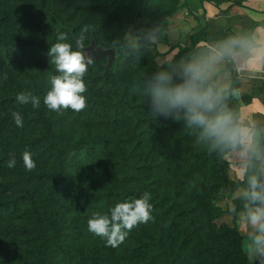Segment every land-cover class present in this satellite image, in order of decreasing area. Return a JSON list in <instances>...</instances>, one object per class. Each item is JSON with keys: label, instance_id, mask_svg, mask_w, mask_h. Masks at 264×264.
Here are the masks:
<instances>
[{"label": "trees", "instance_id": "16d2710c", "mask_svg": "<svg viewBox=\"0 0 264 264\" xmlns=\"http://www.w3.org/2000/svg\"><path fill=\"white\" fill-rule=\"evenodd\" d=\"M122 1L102 9L92 8L96 19L100 18L106 23L116 16L121 18V21L111 23L120 35V41L116 44L120 49L118 63L128 65L129 71L118 80L112 74L84 79L86 107L79 112L70 111L76 113L78 121L84 116L90 118L84 123L87 135L76 138L73 132L59 125V119L55 118L58 112L51 111L52 117L48 122H23L24 132L39 128V131H43L40 135L25 142L13 143L6 133V110L15 104L23 107L16 102L20 88L13 87L11 96L0 92V222H5L4 229L0 228V264H252L245 250L244 238L237 229L210 224L206 241L190 247L198 228L187 238L178 241V235L175 236L173 231L174 225L168 223V186H173L171 190L176 191L172 196L176 200L174 204L180 198L177 190L184 185L190 188L192 196L214 197L216 191L229 183V165L224 158L233 151L242 150L243 145L240 142L232 144L203 138L201 129L190 126L183 113L179 120L149 115L153 111L144 102L148 97L146 91L142 96L141 90L147 88L158 72L139 74L138 67H134L136 61L152 53L159 55L157 46L151 41V25L147 18L151 0L141 15L137 14V0H129V3L136 4L130 14L124 9ZM199 1L216 5L243 4V0ZM88 17V14L82 16L86 24L90 21ZM137 26L140 28L135 48L122 38L121 32ZM64 29L71 34L75 32V29L70 30L67 26ZM91 38L90 44L94 41L100 46L95 33ZM203 42H207L206 30L191 35L190 44L179 48V54L173 61V75L177 79L181 66L191 61ZM50 46L31 38L13 37L0 24V90L5 91L9 86L6 77L11 75L16 54L35 52L49 57ZM101 62L107 60L95 61L88 69ZM36 67L35 83H40L42 89L48 91L49 76L58 75L55 66L40 64ZM227 71L235 84L238 79L235 65H229ZM210 83L221 91V106L232 115L235 127L241 130L242 124L231 97L237 89L233 85L223 90ZM134 97L142 104L134 105ZM97 114L102 118L96 120L94 115ZM94 127H100L102 132L92 135L89 130ZM15 128L19 127L15 125ZM147 148L149 150L145 151ZM260 150L249 155L253 168L242 182L245 191H250L251 176L264 184L261 172L264 153ZM25 151L32 154L36 163L31 171L26 170L23 164L22 153ZM172 153H176L178 158L171 157ZM13 155L17 163L14 168H9L7 161ZM87 161H95L89 167L88 176L100 178L101 188L98 190L85 186L81 181L84 177L78 166ZM177 165L187 171V179L183 183L171 184L164 175ZM222 178L224 181H221ZM45 191L50 194L51 202L64 203L56 209L52 218L41 206ZM145 192L151 195L152 219L135 226L126 237L124 243L133 241V248L128 250L130 256H123L117 247L106 246L102 238L88 231L87 224L76 228L64 221L67 212H75L86 216L88 222L94 213H105L116 203L139 198ZM163 192L164 196L161 195ZM202 212L205 216L211 215L206 210ZM80 230L89 238L100 239L103 246L87 251L85 247L75 246L70 241L75 240ZM262 258L264 264V256Z\"/></svg>", "mask_w": 264, "mask_h": 264}, {"label": "rangeland", "instance_id": "374dc122", "mask_svg": "<svg viewBox=\"0 0 264 264\" xmlns=\"http://www.w3.org/2000/svg\"><path fill=\"white\" fill-rule=\"evenodd\" d=\"M0 21L7 33L13 37L31 38L39 42H43L47 45H53L56 42V35L58 32H64L68 35L69 40L67 42L73 43V37L79 33V31L87 26V39L85 41V47L90 46L92 40L91 36L95 33L97 39L96 42L100 46L107 48L117 49V58L113 68L108 74H112L113 77L118 80L121 75L127 73L129 66L124 63H118L120 49L116 46L120 41V35L115 30V27L111 22L121 21V18L116 16L108 23L102 21L100 18L96 19V16L92 14V8L102 9L106 8L112 3L120 0H0ZM124 9L130 14L134 11L136 4L129 3V0H123ZM188 0H170V2H161L158 0H151L148 5L147 18L151 25V41L157 46L159 55L154 53L148 55L144 59L136 61L134 68L138 67L139 74L145 72H169L173 74V61L176 55L179 54L180 47H186L183 45V41L190 36L205 29H199L195 31L193 29L194 9L187 8V12L184 10V4H188ZM193 7V6H192ZM88 14L89 23L82 18ZM19 16H24L26 20L20 19ZM122 16V15H121ZM145 25V24H144ZM67 26L70 30H74L73 34L64 29ZM138 28L123 29L121 32L122 38L130 43L133 47H137L138 44ZM197 29V28H195ZM206 42H203L204 44ZM14 62L11 67V75L6 77L8 88L5 91L0 90L4 95L11 96V90L13 87H19L20 92L30 91L34 95L39 96L41 99V105L39 108H33L31 104L23 105L20 107L15 104L10 106L6 110V133L10 135L13 143L25 142L31 138H35L43 131L31 128V131L26 133L21 127L15 128V123L12 118L13 112L21 113L23 122L30 120L48 122L52 117L51 110L43 103L44 95L47 93L45 88L42 89L40 83H35L33 77L38 73L36 66L40 64L50 63V58L38 54L35 52L19 53L14 57ZM107 62H101L100 64L87 69L84 79L87 77H98L105 74V66ZM36 65V66H35ZM182 65V64H181ZM3 84V83H1ZM236 89V88H235ZM142 96L145 94V89L141 90ZM233 103L237 109L239 121L242 124L241 131L244 133V141L242 143L243 148L240 151H233L228 154L224 160L228 163L227 179L229 183L225 187L215 192L214 197L207 196H192L190 188L185 186L177 190L180 198L179 202L174 204L173 194L176 191L171 190L173 186H168L166 189V196L168 199L167 206H169L168 223L174 225V234L178 235L177 240L182 241L187 238L189 234L193 233L197 228L198 232L193 234V241L190 243V247L196 243H204L207 239L206 234L210 230V224L216 226L226 225L230 228L237 229L241 236L244 238L245 250L248 251L252 264L257 261V256L254 252L249 251V248L253 244V237L261 235L257 232L256 226H253L248 219V211L257 207L264 208V205L259 203L253 204L250 200L244 196L245 186L242 182L245 180L246 174L250 175L252 170V162L249 161V155L255 151L260 150L264 153V125L259 124L257 127H252L243 123L245 120V110L241 108L242 104H246L248 101L244 98V95H240L239 92L234 91L231 94ZM149 104V97L144 101ZM132 103L136 106L142 103L137 98H132ZM26 108V111H25ZM71 109L62 110L56 113L55 118L59 119V125L64 130L74 133L76 138L87 135L84 123L90 121L88 116H84L80 121L76 118V113L70 111ZM25 112V114H24ZM150 116L159 118L154 112L149 113ZM96 120L102 117L94 115ZM243 118V119H242ZM244 120V121H243ZM92 135L101 133L100 127H94L89 130ZM147 148L145 151H148ZM171 157L177 159L176 153L170 154ZM154 157V156H151ZM96 160V158H94ZM159 161V159H157ZM95 161H87L85 164L78 166L79 172L83 173V184L89 188L100 189V178L89 177V167ZM77 168V169H78ZM201 172V171H200ZM264 175V163L261 169ZM168 178V182L171 184L183 183L187 179V171L183 170L180 165L172 166L165 175ZM252 177V176H251ZM204 178H206L204 176ZM221 181H224L222 178ZM170 185V184H169ZM164 196V192L161 193ZM160 195V197H161ZM194 197V198H192ZM160 199V198H159ZM42 208H44L48 217L52 218L56 209L64 203L51 202L50 194L45 191L42 200ZM64 202V201H63ZM183 206H182V205ZM249 206L251 207L249 209ZM202 210H206L211 213L209 216H205ZM90 216H88L89 219ZM64 221L66 224L78 227L87 224V218L84 215H78L75 212H67L64 215ZM9 224V223H8ZM12 224V223H10ZM5 222H0V228L4 229ZM76 235L75 240L70 241L77 247H85L86 251L90 248H101L102 242L100 239L89 238L83 231ZM172 234V236H174ZM133 241L128 243H122L117 247L123 256H130L131 253L128 250L133 248ZM128 244V245H127Z\"/></svg>", "mask_w": 264, "mask_h": 264}, {"label": "clouds", "instance_id": "9594fccd", "mask_svg": "<svg viewBox=\"0 0 264 264\" xmlns=\"http://www.w3.org/2000/svg\"><path fill=\"white\" fill-rule=\"evenodd\" d=\"M87 32V26L83 27L73 37L74 44L67 42L69 37L66 33L58 32L56 42L50 46L47 55L58 75L49 76L50 87L43 103L51 111L59 113L70 108L79 112L86 107L84 76L88 66L93 63V58L84 51ZM229 47L223 46L222 51H227ZM219 58V55L194 58L181 66L178 79L166 71L156 74L145 89L149 106L156 115L165 118L179 120L183 113L187 123L199 127L205 139L243 143L244 133L235 127L232 115L221 106V91L210 83L213 65ZM16 102L31 104L33 108L41 105L40 97L30 91L17 93ZM12 118L16 126H24L21 113L13 112ZM22 160L26 170L31 171L36 167L30 152H23ZM16 163L13 155L8 159L7 166L14 168ZM249 188L250 191L244 193L245 198L253 204L264 205V184L251 177ZM150 200V193L145 192L139 198L116 203L105 213L96 212L87 222L88 231L102 238L106 246L118 247L135 226L152 219ZM248 219L261 234L253 237V244L249 248L259 258L264 256V208L250 209Z\"/></svg>", "mask_w": 264, "mask_h": 264}, {"label": "crops", "instance_id": "0c3cea01", "mask_svg": "<svg viewBox=\"0 0 264 264\" xmlns=\"http://www.w3.org/2000/svg\"><path fill=\"white\" fill-rule=\"evenodd\" d=\"M188 1L183 6L186 12V7L194 9L193 29H205L207 34V42L201 44L191 61L219 55L210 82L223 90L234 85L248 101L241 105L246 114L243 123L252 127L264 125V0H243L241 6ZM189 44V38L183 41L184 46ZM225 45L230 47L222 51ZM231 64L238 73L235 84L227 71Z\"/></svg>", "mask_w": 264, "mask_h": 264}, {"label": "water", "instance_id": "95a60500", "mask_svg": "<svg viewBox=\"0 0 264 264\" xmlns=\"http://www.w3.org/2000/svg\"><path fill=\"white\" fill-rule=\"evenodd\" d=\"M149 0H137V14L141 15L148 4ZM86 55H89L93 58V62L99 60H107V64L105 66V76L108 75L110 70L113 68L116 58L117 51L114 48H106L102 46H97L94 41L90 44V46L84 49ZM254 264H263V258L260 256Z\"/></svg>", "mask_w": 264, "mask_h": 264}]
</instances>
